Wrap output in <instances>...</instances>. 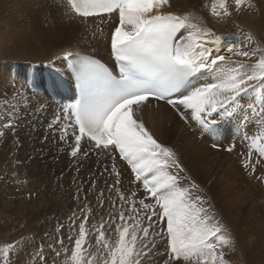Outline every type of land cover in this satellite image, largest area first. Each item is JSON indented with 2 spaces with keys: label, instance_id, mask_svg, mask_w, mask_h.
<instances>
[{
  "label": "snow or ice",
  "instance_id": "1",
  "mask_svg": "<svg viewBox=\"0 0 264 264\" xmlns=\"http://www.w3.org/2000/svg\"><path fill=\"white\" fill-rule=\"evenodd\" d=\"M232 3L236 12L246 5L253 7L250 0ZM52 4L69 22L97 27L111 22L114 67L64 49L59 58L67 62L75 79V97L67 103L57 99L65 87L62 75H52L43 83L38 71L26 76L13 93L18 99L10 119L0 121V138L19 127V102L31 108L32 97L42 89L56 105L48 128L60 125L61 140H67L72 130L70 156L87 157L91 150L112 154L111 172L117 177L113 187L121 183L118 156L130 167L133 183L144 195L117 190L118 215L109 213L107 220L101 217L91 226L90 209L87 213L81 209L82 218L73 212L67 222L68 243L60 224L48 245L51 255L41 244L25 254L24 264H35L37 258L39 264H158L156 236L165 241L163 264H231L226 256L236 248L232 232L200 194L199 185L184 174L176 151L159 142L135 117L150 100L163 101L181 120L194 121L202 134L217 139L231 135L229 152L236 138L247 142L243 167L255 174L264 158V47L248 34L247 44L255 47L243 50L238 37L217 35L194 12H168L170 0H52ZM228 4L229 0H214L212 15L230 17ZM222 46L231 55L221 54ZM233 57L255 58V63ZM48 66L54 67L51 61ZM12 85L16 87L15 79ZM48 108L47 100L37 102L36 111ZM222 123L234 126L226 128ZM253 152L259 157L255 161ZM257 178L264 181V176ZM74 199L79 201V195ZM154 224L161 227L152 231ZM108 228L115 233L114 240ZM22 243L0 245V264H15Z\"/></svg>",
  "mask_w": 264,
  "mask_h": 264
},
{
  "label": "rangeland",
  "instance_id": "2",
  "mask_svg": "<svg viewBox=\"0 0 264 264\" xmlns=\"http://www.w3.org/2000/svg\"><path fill=\"white\" fill-rule=\"evenodd\" d=\"M227 33L237 34L243 50L247 51L255 47V44H247L248 34H251L256 43L264 47V32H259V35L257 36L256 33L248 31L245 28L230 25L224 31L222 36L226 35ZM93 36L94 35H92V37ZM25 54L26 53H24L15 43H12L11 41H5L0 38L1 69L6 68L8 65H19L18 63L22 62L21 59H24L27 56ZM28 56V58H30L31 55L29 54ZM234 58L235 60H239L242 63L249 65L255 63V58L252 60H248L245 57ZM2 97L3 95L0 90V119L2 118L0 121H7L10 119L9 113L14 111L12 105L16 104L17 102L14 103L15 101L12 100L13 102H8L9 104L4 107L3 104L5 103H3ZM24 107H26V105L24 106L19 103V116L20 119H22L17 121L19 127H17L13 133H9L8 131L4 138H0V245L19 241L23 242L22 245H20L21 250L19 256L14 257L15 264H24L25 254L30 252L32 249L37 248L41 244L44 245L45 252L50 256L51 253L48 249V245L53 242L52 238L56 235L55 230L60 224L64 225L63 237L65 243H68L67 222L68 218L72 216L73 212H76L77 215H80L82 218L83 214L81 213V209H84L85 213H87V211L90 209L91 215L89 216L88 223L89 226H91L97 224L101 217L107 220L109 213H112L113 216L118 215L119 211L121 210V206L118 196L116 195L117 190L125 192L126 194L129 190L136 191L138 197H142L144 195L140 185L133 183L134 174L131 172L130 167L125 161L119 159L118 156L116 159V168L121 172V183L113 187V182L117 177L111 172L112 154H105L97 151L90 153L92 155L86 160L82 159L81 157L79 159L72 157L74 160H77V163H73L81 168L79 172L77 167H75L73 170L71 165H69V169L66 168L67 166L61 167L59 165V158L55 160L51 155L49 156V154H44L41 151V148L39 153L41 156H36L35 152L38 151L35 150L36 147L33 149L29 148L27 150L26 147L29 143L27 142V133L25 132L26 125H22L20 122H23V119L26 120L24 118L25 115L23 116L22 113ZM171 112L175 117H178L173 109ZM179 122L181 126H183L191 134V136L197 140L198 143L204 144L210 151L213 150L217 152L211 153L210 156V167L214 170L203 173V177H199V179H197L192 173L189 172L190 170L188 169V166H191V163H193L192 160L190 161L185 158L187 156L186 151H178L177 148L178 145L179 147H182L183 145L182 148L184 150H188L186 149V146L184 147V144L181 143L174 145V143L169 139L165 141L167 142V146L173 148L176 151L180 162L185 169L184 174H186L191 178L192 181L199 185L200 194L211 203L217 217L232 232L236 241V248L234 252L226 256V259H228L231 264H264V251L260 253V247H264V209L260 205V200L262 201V198L264 197V181L257 178L260 177L261 173H255L254 176L250 177L248 174H246L245 169L240 166V161L238 158L240 154H229L228 156L231 157L230 162L228 161V164L230 165V175L225 174L221 176L220 173L214 175L218 172V170L219 172H222L219 167L222 168L225 161H223V150L217 151V149L212 147V144L222 141V138L224 137L221 136V139L216 138L215 140L210 139L209 141H204L198 136L197 130H200V127L196 125L195 122L189 121L186 123L180 118ZM25 123L27 122L25 121ZM233 126L234 125H225L222 123V127L230 128ZM12 137L20 141L19 145L16 144L17 142H14L13 144ZM224 140L231 141V135H229V137ZM173 141H175V139H173ZM238 141L235 139V142ZM246 145L248 144L246 143ZM69 147H71V145H69ZM14 150H17L18 154L13 155ZM22 152L28 154V159H25L22 156ZM14 157L17 160L16 162ZM95 160L99 162L96 163ZM9 162L13 163L11 164V167L9 166L8 168ZM207 162L209 161L207 160ZM27 164L35 165L36 169L41 168V177L39 171H36V173L39 174L36 175L37 181L44 183L41 195L37 194L38 192H36V187L32 189L28 180L22 181V177H19L20 174H18V167H20V170H23L22 172L25 174V177L23 176V178H28L29 175L23 167V165ZM3 168H8V170H4ZM105 168L108 170L106 171ZM1 172L4 173L1 174ZM198 175L199 172H197V176ZM211 175L219 176L222 180V183L228 184L232 189V192L229 195V200L230 204H232L231 200L235 204L232 214V216H234L233 224L236 226L235 229L231 228L229 221L222 215V210L218 207L215 201L214 192L223 194L222 185L219 183L217 188L214 189V187H212L213 185H211ZM89 181L90 183H87ZM78 184L79 187L81 186L80 189L79 187H75V185L78 186ZM48 191H51L52 193ZM101 193H103V196L100 195ZM77 194L80 197L79 201L74 199V196ZM101 201H103L102 205ZM145 202L148 201L146 200ZM113 204H115V207H113ZM85 205L87 207H85ZM2 206H4V208ZM125 207H127V205H125ZM127 214L128 213L126 212V215ZM155 220L156 218L153 217V221ZM77 224H79V220H77ZM160 227L161 225L154 224L152 231H156ZM46 233L47 236L45 235ZM107 234L111 236L113 240L116 238V235L112 232L111 228H108ZM90 238L94 240V237ZM149 239H152V237ZM155 240L157 243V248L161 253L160 256L156 257V260L158 261V264H163V260L166 256L165 241L159 236H156ZM248 244H251L252 250L255 251L253 257H249L245 251L246 247L244 246ZM35 264H39V258L36 259Z\"/></svg>",
  "mask_w": 264,
  "mask_h": 264
},
{
  "label": "bare ground",
  "instance_id": "3",
  "mask_svg": "<svg viewBox=\"0 0 264 264\" xmlns=\"http://www.w3.org/2000/svg\"><path fill=\"white\" fill-rule=\"evenodd\" d=\"M170 3L172 7L167 9L168 12H172L177 15H182L185 12L189 11L194 12L196 16L202 18L203 21L209 27H211L217 35H223L224 31L230 25L245 28L248 31L256 33L257 36L259 35V32H264V0H250V3L253 5V7L249 8L246 5L244 9L239 12H236L234 10V4L232 3V0H229L228 6L230 11H232V15L230 17H217L212 15V5L214 3V0H170ZM0 5V38L5 41H11L12 43H15L24 53H26L25 55H27L24 59H21L22 62L18 63L19 65H8L4 69L0 68V90L3 95V103H5L6 100L8 102L15 101L14 103H16L18 98L14 99L13 93L17 88L21 86V84H23L26 76L31 77L33 73L37 71L39 73V80L42 83L46 82L52 75H62L65 82V87L62 90L61 95L58 96L57 99H59L61 103H67L72 100L76 95L75 83L72 80L66 61H64L62 58H59L64 49H68L74 54L79 53L92 55L110 62L109 36L110 30L113 27L111 22L99 24L98 27L96 24H89L85 26L84 24H81L79 22H69L62 16L61 10L52 4V0H1ZM217 10H219L218 6ZM100 29H102V31H100ZM92 35L94 36L92 37ZM224 51L225 49L222 46L221 54L231 55L230 53ZM29 54L31 55L30 58H28ZM233 59L235 60L234 57ZM50 61L52 65H54V67L48 66ZM13 79H15L16 82L15 88L12 85ZM28 95L32 96L31 90L28 91ZM44 100H47V102L49 103V108L46 111H36L37 102ZM19 103L24 106L26 105L23 101H20ZM30 103L31 108L27 107L26 105V107H24L22 111L23 116L25 115L24 118L26 120L23 119V122L20 121L22 125H26L25 132L27 133L26 137L28 140L27 142L29 143L26 149L28 150L29 148L33 149L34 147H36L35 150H38V153L35 152V154L37 156L40 155L39 153L41 148V151L44 154H49V156L51 155L55 160L59 158V165L61 167L67 166L66 168L69 169V165H71L73 167V170L75 167H77V170H79L80 172L81 168L74 164L77 163V160H74L70 156L71 147H69V145L74 142L73 137L71 136V128L69 129V136L67 140L60 139L61 133L58 130L60 128V125H56L54 126V128H48L49 122L53 119V109L56 107V105L51 100V97L45 95L43 93V90L41 89V94L32 97ZM8 104L9 103L3 104V106L5 107ZM171 111L172 109L170 106L161 102L157 103L154 100H150L135 118L143 120V122L145 123V127L152 132L154 137L159 142L165 144L166 146L167 142L165 141L168 139L171 140L174 145H178L179 143L184 144V147L186 146V149L188 150H184L182 148L183 145L182 147H179L178 145V151H186L187 156L185 158L190 161L192 160L193 162L191 163V166H188V169L190 170L189 172L192 173L197 179H199V177H203V173L214 170L210 167V156L211 153L217 152L213 150L210 151L207 146L198 143L197 140L194 139L183 126H181L179 118L175 117ZM25 121L27 123H25ZM197 132L201 140L209 141L210 139H216L210 138L207 134H202L201 130H197ZM9 133H13V131H9ZM223 137L224 138H222V141H218L216 143L219 145L231 143V141L224 140L227 139L229 135H224ZM173 139H175V141H173ZM238 139L239 138H236L237 141ZM12 140L13 144L14 142H17L16 144L19 145L20 141H18V139L12 137ZM235 145L238 147V151H241L244 149V147H246L245 144H243L240 140L238 142H235ZM226 147H228V145ZM216 149L218 151L219 148ZM94 152H97V150H91L89 151V155L87 157L81 156V158L86 160L92 155L90 153ZM15 154H18L17 150H14L13 152V155ZM223 154V161H225V165L223 164L222 168L219 167L222 172H219L218 170V172L214 175L218 173H220L221 176L225 174L230 175V165L228 164V161L230 162L231 157L228 156L229 153H227L225 149L223 150ZM230 154L234 155V153ZM22 156L25 159H28L27 153L22 152ZM207 160L209 162H207ZM16 161L17 160L15 158V162ZM95 161L96 163L99 162L97 160ZM12 163L13 162L8 163V168L9 166L11 167ZM33 164L23 165L25 171L29 175L27 179L23 178L25 174L22 172L23 170H20V167L17 168L18 174H20L19 177H22V181H29L32 189L36 187V192H38L37 194L41 195L44 183H41V181H37L36 175L39 174L36 173V171H39V173L41 174L40 177L42 176V171L41 168L36 169L35 165ZM261 167L264 168L263 163L261 164ZM8 168L3 169L8 170ZM263 168L261 169V171H256L255 173L260 172L262 175H264ZM197 172H199L198 176ZM2 173L4 172H1V174ZM210 177L212 183L211 185H213L212 187H214V189L217 188V185L219 183H221L222 185L223 194L214 192V198L218 207L222 210V215L229 221L231 228L235 229L236 226H234L233 224L234 216H232L235 204L232 200V204H230L229 200V195L232 192V189L228 184L222 183V180L219 176L211 175ZM87 183H90V181ZM75 187H79V184L78 186L75 185ZM260 205L264 209V197L262 198V201L260 200ZM2 207L4 208V206ZM251 246V244L244 246L246 247L245 251L249 255V257H253L255 253V251L252 250ZM263 251L264 247H260V253H262Z\"/></svg>",
  "mask_w": 264,
  "mask_h": 264
}]
</instances>
